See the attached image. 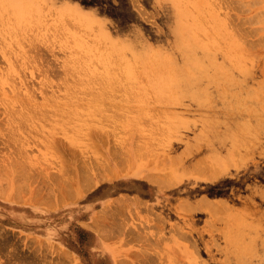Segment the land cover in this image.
Here are the masks:
<instances>
[{
	"label": "rangeland",
	"instance_id": "374dc122",
	"mask_svg": "<svg viewBox=\"0 0 264 264\" xmlns=\"http://www.w3.org/2000/svg\"><path fill=\"white\" fill-rule=\"evenodd\" d=\"M0 20V264H264V0Z\"/></svg>",
	"mask_w": 264,
	"mask_h": 264
},
{
	"label": "bare ground",
	"instance_id": "6f19581e",
	"mask_svg": "<svg viewBox=\"0 0 264 264\" xmlns=\"http://www.w3.org/2000/svg\"><path fill=\"white\" fill-rule=\"evenodd\" d=\"M18 3H20V2H18ZM14 4H15V3H14ZM24 4H25V3H24ZM13 6H14V5H13ZM30 10H31V5H30L29 3H26V6H23V12H24V14L29 13ZM33 10H34V9H33ZM46 13H47V12H46ZM10 15H12V14H10ZM34 16H35V15H34ZM42 16H43V13H42ZM45 16H46V14H45ZM76 16H77V15H76ZM9 18H10V17H9ZM12 20H13V19H12ZM66 20H67V19H66ZM0 21H1V20H0ZM69 22H70V21H69ZM84 22H85V21H84ZM1 23H2V22H1ZM4 23H5V22H4ZM7 24H9V23H7ZM25 24H26V23H24V25H25ZM203 24H204V23H203ZM24 25H23V26H24ZM41 25H42V24H41ZM25 26H27V25H25ZM42 26H43V25H42ZM2 27H3V26H2ZM21 27H22V26H21ZM31 27H32V26H29L28 28L31 29ZM37 27H38V25H37ZM39 27H41V26H39ZM92 27H93V26H92ZM26 28H27V27H26ZM32 28H33V27H32ZM41 28H42V27H41ZM11 29H12V26H11ZM11 29H9V30H11ZM37 29H39V28H37ZM24 30H25V29H24ZM32 30H33V29H32ZM34 30H35V27H34ZM40 30H41V29H40ZM40 30H38V31H40ZM2 31H3V30H2ZM5 31H7V30H5ZM27 31H28V30H26V32H27ZM38 31H36V32L39 33ZM0 32H1V31H0ZM7 32H9V31H7ZM7 32H6V34H8ZM28 32H29V31H28ZM13 33H14V32H13ZM33 33H34V32H33ZM33 33H30V34H33ZM9 34H11V33H9ZM9 34H8V35H9ZM14 34H15V33H14ZM40 34H41V33H40ZM0 35H3V34H0ZM11 35H12V34H11ZM15 35H16V34H15ZM34 35H35V34H34ZM45 35H46V34H44V36H45ZM3 36H4V35H3ZM12 36H13V35H12ZM12 36H10V37H12ZM17 36H18V35H17ZM17 36H15V37H17ZM36 36H37V35H36ZM36 36H35V37H36ZM40 36H41V35H39L38 37H40ZM5 37H7V36L5 35ZM5 37H4V38H5ZM20 37H21V36H20ZM31 37H33V35H31ZM35 37H34V38H35ZM38 37H37V39H38ZM12 38H13V37H12ZM22 38H23V37H22ZM22 38H21V39H22ZM40 38H41V37H40ZM46 38H47V37H46ZM75 38H76V37H75ZM0 39H1V38H0ZM2 39H3V38H2ZM5 39H7V38H5ZM28 39H29V38H28ZM7 40H8V39H7ZM7 40H6V41H7ZM42 40H43V39H42ZM42 40H38V41L41 42ZM13 41H14V40H13ZM18 41L20 42V40H18ZM46 41H47V40H46ZM1 42H2V40H1ZM1 42H0V43H1ZM14 42H15V41H14ZM29 42H30V40H29ZM32 42H33V40H32ZM32 42H31V43H32ZM44 42H45V41H44ZM78 42H79V41H78ZM6 43H7V42H6ZM15 43H16V42H15ZM15 43H13V44H15ZM22 43H23V42H22ZM33 43H34V42H33ZM4 44H5V43H4ZM11 44H12V42H11ZM16 44L18 45V43H16ZM20 44H21V43H20ZM25 44H26V43H25ZM25 44H24V46H25ZM28 44H30V43H28ZM28 44H26V45H27V49H29V48H28ZM1 45H3V44H1ZM17 45H16V46H17ZM6 46H7V45H6ZM13 46H15V45H13ZM22 46H23V45H22ZM30 46H31V45H30ZM32 46H33V44H32ZM32 46H31V47H32ZM37 46H38V44L36 45V47H37ZM25 47H26V46H25ZM36 47L33 48L34 51H36V50H35ZM13 48H15V47H13ZM18 48H19V47H18ZM10 49H11V47H10ZM31 49H32V48H31ZM15 50H16V49H15ZM18 50H20V48H19ZM23 50H24V47H23ZM3 51H5V50L3 49ZM11 51H13V50H11ZM11 51H9V52H11ZM20 51H21V50H20ZM25 51H26V50H24V52H25ZM7 52H8V51H7ZM27 52H28V51H27ZM27 52H25V53H27ZM29 52H30V50H29ZM29 52H28V53H29ZM13 53H15V51H13ZM28 53H27V54H28ZM7 54H8V53H7ZM9 54H10V53H9ZM9 54H8V55H9ZM27 54H26V57H27ZM11 55H12V54H11ZM4 56H7V55L5 54ZM17 56H18V55H17ZM24 56H25V54H24ZM113 56H114V55H113ZM119 56H121V55H119ZM10 57H11V56H10ZM19 57H20V56H19ZM117 57H118V56H117ZM24 58H25V57H24ZM102 58H103V56H102ZM10 59H11V58H10ZM10 59H9V60H10ZM13 59H14V58H13ZM26 59H27V58H26ZM6 60H7V59H6ZM11 60H12V59H11ZM27 60H28V59H27ZM100 60H101V59H100ZM114 60H115V59H114ZM114 60H113V61H114ZM119 60H120V59H119ZM72 61H74V59H73ZM101 61H102V60H101ZM103 61H104V58H103ZM105 61H108V62H109L110 60H109V59H108V60L106 59ZM13 62H16V61H13ZM17 62H21V61H17ZM23 62H24V61H23ZM25 62H26V61H25ZM27 62H28V61H27ZM99 62H100V61H99ZM110 62H111V61H110ZM121 62H123V61L120 60V63H121ZM125 62H126V61H125ZM21 63H22V62H21ZM71 63H72V62H71ZM73 63H74V62H73ZM100 63H101V62H100ZM104 63H105V62H104ZM111 63H112V64H111ZM111 63H108V66L113 65V64L118 63V62H116V60H115V63H114V62H111ZM13 64H14V63H13ZM15 64H16V63H15ZM25 64H26V63H25ZM123 64H124V62H123ZM16 65H17V64H16ZM70 65H71V64H70ZM102 65H103V63H102ZM105 65H106V64H104V66H105ZM115 65H116V64H115ZM115 65H114V66H115ZM13 66H14V65H13ZM26 66H27V64H26ZM19 67H21V66H19ZM106 67H107V66H106ZM111 67H112V66H111ZM118 67H119V65H118ZM17 68H18V67H16V69H17ZM72 68H73V65H72ZM108 68H109V67H108ZM119 68H120V67H119ZM124 69H126V68H124ZM19 70H20V69H19ZM19 70H18V71H19ZM110 70H111V69H110ZM77 71H78V70H77ZM92 72H93V71H92ZM112 72H113V71H112ZM170 72H171V71H170ZM9 73H10V71H9ZM94 73H95V72H94ZM104 73H105V72H104ZM106 73L109 74L108 71H107ZM110 73H111V72H110ZM114 73H115V72H114ZM78 74H79V71H78ZM120 74H122V73L119 72V75H120ZM10 75H13V74H10ZM98 75H100V74H98ZM101 75H102V74H101ZM101 75H100V76H101ZM111 75H112V74H111ZM88 76H89V75H88ZM88 76H86V77L88 78ZM105 76H106V75H105ZM109 76H110V75H109ZM120 76H121V75H120ZM123 76H124V75H123ZM125 76H126V74H125ZM166 76H167V75H166ZM90 77H91V76H90ZM98 77H99V76H98ZM101 77H102V76H101ZM103 77H104V76H103ZM113 77H114V76H113ZM117 77H118V76H117ZM117 77H116V78H117ZM172 77H173V75H172ZM95 78H96V76H95ZM111 78H112V77H111ZM118 78H121V77H118ZM167 78H168V76H167ZM192 78H193V77H192ZM192 78H191V79H192ZM194 78L196 79L197 76L194 77ZM91 79H92V78H91ZM104 79H105V78H104ZM106 79H107V77H106ZM108 79H109V78H108ZM122 79H123V77H122ZM126 79H127V78H126ZM130 79H131V78H130ZM185 79H186V78H185ZM188 79H189V78H188ZM195 79H194V80H195ZM116 80H117V79H116ZM123 80H124V79H123ZM164 80H165V79H164ZM118 81H120V79H119ZM173 81H174V80H173ZM186 81H187V80H186ZM83 82H86V81H83ZM115 82L117 83V81H115ZM120 82H121V81H120ZM122 82H123V81H122ZM122 82H121V83H122ZM165 82H166V81H165ZM167 82H168V80H167ZM110 83H111V82H110ZM123 83H124V82H123ZM127 83H128V80L126 81V84H127ZM108 84H109V83H107V85H108ZM114 84H115V83H114ZM114 84L112 83V86H114ZM144 84H145V83H144ZM163 84H166V83H163ZM170 84H171V83H170ZM170 84H169V85H170ZM172 84H173V83H172ZM145 85H146V84H145ZM187 85H188V81L184 84V88H185V87L187 88ZM163 86H164V85H163ZM170 86H171V85H170ZM170 86H169V87H170ZM108 87H109V85H108ZM116 87H117V86H115V88H113V87H112V88H113V89H116ZM127 87H128V86H127ZM130 87H131V86H130ZM147 87H148V86H147ZM105 88H106V87H105ZM105 88L103 87V89H105ZM125 88H126V87H125ZM110 89H111V88H110ZM122 89L124 90V88H122ZM127 89H128V88H127ZM127 89H125V90H127ZM105 90H107V89H105ZM148 91H149V90H148ZM148 91H147V92H148ZM174 91H175V90H174ZM174 91H172V94L174 93ZM125 92H126V91H125ZM99 93H100V92H99ZM149 93H150V92H149ZM152 93H153V91H152ZM14 94H15V93H14ZM174 94H175V93H174ZM95 95H97V94H95ZM178 95H179V94H178ZM18 96H19V95H18ZM93 96H94V95H93ZM93 96H92V97H93ZM98 96H100V95L98 94ZM175 96H176V95H175ZM94 98H95V97H93V99H94ZM96 98H97V97H96ZM176 98H177V97H176ZM138 113L140 114L141 112H138ZM228 132H229V129L227 130V133H228ZM149 176H150V175H149ZM147 178H148V177H147ZM149 179H150V178H149ZM164 179H165V178H164ZM148 181H149V180H148ZM173 181H174V178H173ZM165 182H167V179H165V180H162V179H161L160 182H159V184H158V185H159L158 188H161V187H165V186H167V184H166V185L164 184Z\"/></svg>",
	"mask_w": 264,
	"mask_h": 264
}]
</instances>
